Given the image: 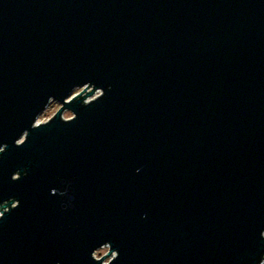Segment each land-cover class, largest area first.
<instances>
[{
  "label": "water",
  "instance_id": "1",
  "mask_svg": "<svg viewBox=\"0 0 264 264\" xmlns=\"http://www.w3.org/2000/svg\"><path fill=\"white\" fill-rule=\"evenodd\" d=\"M0 212V264H262L264 0H0Z\"/></svg>",
  "mask_w": 264,
  "mask_h": 264
},
{
  "label": "rangeland",
  "instance_id": "2",
  "mask_svg": "<svg viewBox=\"0 0 264 264\" xmlns=\"http://www.w3.org/2000/svg\"><path fill=\"white\" fill-rule=\"evenodd\" d=\"M90 91L91 90H89L88 92H90ZM82 92H83V89L77 90L74 94V97L79 96ZM99 95H100V92L95 93L92 97L87 99V102L97 98ZM60 108H61V106L59 104L52 103L50 105V107L46 110V112L39 118V123H45V122L49 121L59 111ZM72 117H73V114L68 112V111H66L63 114L64 119H71ZM1 215H2V213L0 212V216ZM108 255H109V248H107V247L102 248L95 253V259L100 260V259L106 257L104 264H108L114 258L115 254H111V256H108Z\"/></svg>",
  "mask_w": 264,
  "mask_h": 264
},
{
  "label": "built area",
  "instance_id": "3",
  "mask_svg": "<svg viewBox=\"0 0 264 264\" xmlns=\"http://www.w3.org/2000/svg\"><path fill=\"white\" fill-rule=\"evenodd\" d=\"M106 248V247H105ZM108 248V247H107ZM262 264H264V261H263V263Z\"/></svg>",
  "mask_w": 264,
  "mask_h": 264
}]
</instances>
